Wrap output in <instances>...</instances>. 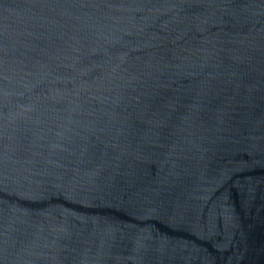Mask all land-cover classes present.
I'll use <instances>...</instances> for the list:
<instances>
[{"label":"water","instance_id":"water-1","mask_svg":"<svg viewBox=\"0 0 264 264\" xmlns=\"http://www.w3.org/2000/svg\"><path fill=\"white\" fill-rule=\"evenodd\" d=\"M0 264H264V0H0Z\"/></svg>","mask_w":264,"mask_h":264}]
</instances>
